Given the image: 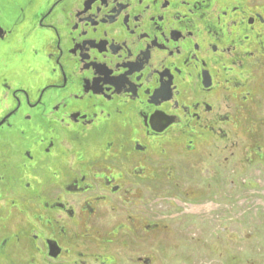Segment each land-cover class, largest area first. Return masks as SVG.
<instances>
[{"label": "flooded vegetation", "instance_id": "obj_1", "mask_svg": "<svg viewBox=\"0 0 264 264\" xmlns=\"http://www.w3.org/2000/svg\"><path fill=\"white\" fill-rule=\"evenodd\" d=\"M6 1L0 264H176V203L223 187L210 154L263 156L264 2Z\"/></svg>", "mask_w": 264, "mask_h": 264}, {"label": "rangeland", "instance_id": "obj_2", "mask_svg": "<svg viewBox=\"0 0 264 264\" xmlns=\"http://www.w3.org/2000/svg\"><path fill=\"white\" fill-rule=\"evenodd\" d=\"M258 1L260 4L264 2ZM13 2L6 1L7 5L3 8L13 9ZM254 110L263 156H256L249 163L244 152L248 140L235 134L231 137L239 142L237 148H232L234 143H228L225 152L214 151L210 154L211 159L221 163L216 177L217 181L222 180L223 187L216 194L212 191L215 186L211 187L200 205L197 202L201 196H194L187 203L179 199L176 203L180 208L172 224L175 222L177 228L171 232L179 236L173 244L166 242L164 251L170 260H177L176 264H264V108ZM111 225L105 226L112 228ZM223 227L234 236L233 239L226 236L225 239L215 240ZM190 233L199 234L201 239L207 233L210 239L187 241L182 238ZM215 242L224 244L226 256L223 260L219 261L217 253L213 251L215 248L212 245ZM120 243L115 244L116 249H123ZM163 258L169 263L167 258Z\"/></svg>", "mask_w": 264, "mask_h": 264}]
</instances>
